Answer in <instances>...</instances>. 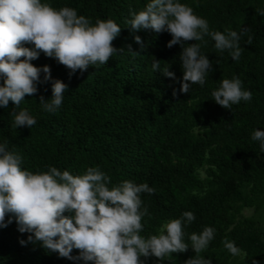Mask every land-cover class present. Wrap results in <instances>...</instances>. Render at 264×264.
I'll use <instances>...</instances> for the list:
<instances>
[{
	"label": "trees",
	"instance_id": "obj_1",
	"mask_svg": "<svg viewBox=\"0 0 264 264\" xmlns=\"http://www.w3.org/2000/svg\"><path fill=\"white\" fill-rule=\"evenodd\" d=\"M41 2L57 10L73 8L93 24L113 20L121 32L112 44L123 51L107 64L77 70L71 77L65 66L41 53L31 63L39 68L48 65L51 77L68 85L63 103L55 113L46 112L40 96L51 99V81L38 84L37 93L26 95L15 109L26 110L36 123L14 128L15 105L9 101L7 108L0 107V144L21 155L22 169L33 173L56 167L75 176L96 167L111 178L110 188L125 180L147 183L155 192L140 194L149 213L142 219L140 234L145 238L159 235L166 222L192 212L195 220L185 225V242L204 227L216 230L200 256L212 264H264V153L260 142L251 139L255 130L264 131V16L256 11L264 9V0H178L206 19L212 31L248 29L240 40L239 61L227 50L218 52L214 41L205 37L208 43L201 53L212 62L213 71L203 86L192 85L188 94L179 92L182 47H167L172 39L168 32H133L126 23L132 12L143 10L151 0ZM135 36L144 42L143 51ZM129 45L140 54L133 57ZM153 57L161 61V69L170 66L177 80L153 71ZM233 77L252 98L225 109L211 94L223 79ZM28 235L18 231L15 220L0 228V264H85L61 258L39 242L21 245ZM225 240L234 242L240 255L233 256L224 247ZM72 255L78 256L79 250L73 249ZM195 255L189 247L164 260L150 257L145 264H184Z\"/></svg>",
	"mask_w": 264,
	"mask_h": 264
},
{
	"label": "clouds",
	"instance_id": "obj_2",
	"mask_svg": "<svg viewBox=\"0 0 264 264\" xmlns=\"http://www.w3.org/2000/svg\"><path fill=\"white\" fill-rule=\"evenodd\" d=\"M256 11L264 16V9ZM131 17L126 21L130 31L168 32L172 39L167 47L176 44L182 47L179 58L183 77L178 82L179 92L184 94L194 84L203 86L206 76L213 71L212 62L201 53V47L208 43L205 37L214 41L218 52L227 50L234 61H239L243 51L240 40L248 32L245 28L240 33L230 29L212 31L206 19L178 0H151L143 10L132 12ZM120 32L121 27L111 19H98L93 24L67 6L57 10L41 0H0V107L7 108L9 101L15 105L11 112L13 127L31 128L36 123L26 110L17 113L15 109L26 95L37 93L38 84L51 81V99L40 96L42 108L49 113L61 107L68 91V85L51 77L48 65L39 68L31 61L43 53L65 66L71 77L77 70L84 72L89 66L105 65L115 53L123 51L112 44ZM134 39L143 51L146 46L141 37ZM189 41L195 43L188 44ZM247 43H252V37H248ZM127 51L133 57L140 54L131 45ZM160 62L153 57V71L176 81L170 66L161 69ZM176 94L174 89L173 95ZM211 95L225 109L252 98L251 91L244 90L242 81L236 77L223 79ZM251 139L260 142V151L264 153V131L255 130ZM21 164V155L9 151L6 143L0 144V228L15 220L18 231L29 234L27 241H19L21 245L39 242L61 258L82 260L85 264H145L150 257L164 260L191 247L196 255L184 264H212L211 259L200 253L215 238L213 227L191 233L190 243L185 242V225L195 220L192 212L166 222L159 235L145 238L140 234L144 228L142 219L149 215L140 194L155 192L147 183L137 185L125 180L110 188L111 178L96 167L74 176L56 167L33 173L22 169ZM223 243L233 256L240 255L241 250L234 242ZM73 249L79 250L78 256L72 255Z\"/></svg>",
	"mask_w": 264,
	"mask_h": 264
},
{
	"label": "rangeland",
	"instance_id": "obj_3",
	"mask_svg": "<svg viewBox=\"0 0 264 264\" xmlns=\"http://www.w3.org/2000/svg\"><path fill=\"white\" fill-rule=\"evenodd\" d=\"M246 213L248 214V213H250L249 211H246Z\"/></svg>",
	"mask_w": 264,
	"mask_h": 264
}]
</instances>
